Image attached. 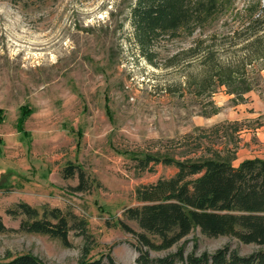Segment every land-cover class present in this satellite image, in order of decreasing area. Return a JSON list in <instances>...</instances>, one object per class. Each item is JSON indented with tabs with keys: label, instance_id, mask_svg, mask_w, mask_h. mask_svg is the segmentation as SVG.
I'll list each match as a JSON object with an SVG mask.
<instances>
[{
	"label": "rangeland",
	"instance_id": "374dc122",
	"mask_svg": "<svg viewBox=\"0 0 264 264\" xmlns=\"http://www.w3.org/2000/svg\"><path fill=\"white\" fill-rule=\"evenodd\" d=\"M137 0H0V260L32 254L46 264H79L111 254L117 264H136L137 240L124 231L128 208L142 206L136 190L176 175L177 169L139 159L169 155L197 158L201 130L239 122L242 130L219 128L218 142L204 147L236 149L238 165L264 157V97L235 105L225 89L213 97L218 115H203L190 86L201 76L192 48L198 35L160 46L159 67L140 56L133 41L131 11ZM247 0H238L243 8ZM213 31V30H212ZM212 31L206 35H211ZM178 54L177 65L166 68ZM32 111L27 134L18 133L21 108ZM224 128V127H223ZM192 135L187 139V136ZM233 135V136H231ZM196 150H199L195 152ZM85 171L90 189L79 192L78 176L64 178L67 167ZM25 202L43 210L59 208L87 222L85 235H69L70 247L49 236L19 232L23 217L7 214ZM197 246V247H196ZM229 246L241 256L264 250L230 236L205 237L196 228L169 251L151 259L186 253L213 254ZM88 256L85 257V252Z\"/></svg>",
	"mask_w": 264,
	"mask_h": 264
},
{
	"label": "trees",
	"instance_id": "16d2710c",
	"mask_svg": "<svg viewBox=\"0 0 264 264\" xmlns=\"http://www.w3.org/2000/svg\"><path fill=\"white\" fill-rule=\"evenodd\" d=\"M131 26L140 56L155 67H159V48L165 42L198 35L191 52L199 62L201 76L190 86H194V94L202 102L204 116L220 113L213 97L223 88L236 106L249 103L252 93L264 97V0H247L243 8L238 0H137L131 11ZM179 57L176 54L168 58L166 68L176 66ZM31 114L30 108H21L18 133L27 134L25 124ZM4 120L5 113L0 109V124ZM221 127L226 134L230 128L238 133L243 124L214 127L210 130L213 135L208 136V131L202 129L197 146L204 152L197 158L175 160L163 154L139 159L143 170L153 163L174 167L177 173L139 187L136 199L142 206L124 212V217L143 231L120 222L124 231L137 240L136 264H264V250L241 256L229 246L213 254H198L196 250L186 253L180 247L163 258L150 256L151 252L171 250L196 228L208 238L230 236L244 244L264 246V159H248L235 167L236 149L232 152L229 148L221 151L215 146L204 147L206 139L218 142ZM76 176L80 180L76 190L88 191L89 180L83 169H65V179ZM7 214L14 219L23 217L17 231L59 239L66 247L71 246V231L78 230L82 235L87 232L86 221L59 208L45 207L41 211L21 202ZM5 232L8 230L0 218V234ZM106 257L109 264H117L111 254ZM104 259H83L79 264H105ZM0 264L46 263L32 254H23L0 260Z\"/></svg>",
	"mask_w": 264,
	"mask_h": 264
},
{
	"label": "crops",
	"instance_id": "0c3cea01",
	"mask_svg": "<svg viewBox=\"0 0 264 264\" xmlns=\"http://www.w3.org/2000/svg\"><path fill=\"white\" fill-rule=\"evenodd\" d=\"M255 158H259V159H264V157H259V156H249L248 158H246L245 160H248V159H255ZM245 160H242L238 163V165H234L235 167L239 166V164Z\"/></svg>",
	"mask_w": 264,
	"mask_h": 264
}]
</instances>
